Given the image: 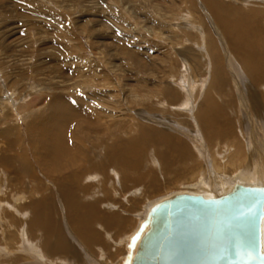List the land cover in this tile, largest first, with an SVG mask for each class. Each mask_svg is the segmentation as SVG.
<instances>
[{"label":"bare ground","instance_id":"bare-ground-1","mask_svg":"<svg viewBox=\"0 0 264 264\" xmlns=\"http://www.w3.org/2000/svg\"><path fill=\"white\" fill-rule=\"evenodd\" d=\"M201 1L222 40L216 41L205 32L203 38L200 35L205 39L202 44L207 54L203 53V59L209 67L200 65L199 76H206L198 91L187 95L168 88L161 93L162 105L155 106L163 114L172 110L171 106L186 103L183 110L191 111L188 116L198 125L197 134L184 131L183 122H172L167 129L163 120L160 126L165 127H139L137 140L124 142L119 136L110 140L105 131L124 129V122L113 121L105 127L102 120H92L91 111L81 104L75 111L71 104H65L62 111L60 106L49 109L50 115L39 117L40 125L28 130L33 140L31 149H35L42 175L52 182L50 187L38 182L33 166L25 162L27 157L0 156V174L2 168L14 174L10 180L7 172V186L0 180V199L6 201L4 205L0 202V252H4L0 264H134L154 215L164 202L179 195L217 200L238 186L264 192V0ZM221 44L232 59L231 63L227 59L228 67ZM247 112L257 124L248 126L250 122L247 124L242 116ZM104 115L100 119L106 123L109 118ZM147 120L159 124L154 116ZM173 126L181 133L172 131ZM243 129L250 132L247 142L242 139ZM2 134L7 136V130ZM194 134L202 141L198 143ZM254 144L256 150H250ZM203 147H209L210 167L203 160L207 157L200 151ZM98 148L104 153L94 155ZM13 163H18L14 173ZM141 168L143 173L129 176V172ZM30 180L37 181L36 186ZM180 182L186 186L179 193L155 204L150 200L168 185ZM133 184L140 188L132 189ZM33 191L37 192L35 199ZM131 197L139 198L129 206ZM260 237L263 256L264 203ZM122 255L124 258L119 259ZM112 259L117 260L112 263Z\"/></svg>","mask_w":264,"mask_h":264},{"label":"rangeland","instance_id":"rangeland-1","mask_svg":"<svg viewBox=\"0 0 264 264\" xmlns=\"http://www.w3.org/2000/svg\"><path fill=\"white\" fill-rule=\"evenodd\" d=\"M211 20L201 0H0V156L27 157L25 162L30 168L33 166V174L41 180L37 179L38 182L50 187L52 182L42 175L35 149H31L33 140L28 129L38 127L39 117L46 119L49 109L60 106L62 111L65 104L74 106L73 111L81 104L91 111L92 120H102L105 127L113 121L124 122V129L113 127L105 131L110 140L116 136L124 142L131 138L137 140L139 127H165L164 124L160 126L163 120L167 122V129L172 122H183L184 131L197 134L198 125L188 116L191 111L183 110L186 103L179 106L182 109L171 106L172 110L163 114L158 113L155 106L162 105L164 95L161 93L165 94L168 88H177L187 95L200 89L201 79L206 76H199L201 66L209 67L203 59L206 53L202 44L204 32L216 41L222 40ZM197 29L200 31L196 34ZM197 38L199 40L195 41ZM221 46L228 67L232 59L225 54L224 45ZM23 105L26 109H19ZM249 113H244L245 119H242L247 124L250 122L248 126L252 122L257 124ZM101 114L108 115L109 121L105 123L100 119ZM151 115L159 119V124L147 120L153 117ZM175 129L172 131L180 132L177 127ZM6 130L7 136L2 134ZM243 131L242 139L247 142L250 132ZM198 140L199 143L202 138ZM203 148L200 151L207 155L209 147ZM256 148L254 144L250 150ZM93 153L103 154V148ZM203 158L209 165L208 155ZM13 164L14 173L18 163ZM2 170L6 172L1 171L3 182H0L6 185L4 180L9 179L11 171ZM141 173L142 168L128 174L134 178ZM13 179L14 174H11L10 180ZM30 181L36 186L37 181ZM8 184L14 185L13 182ZM183 185L184 182L172 183L160 194L152 195L150 200L155 204L179 193ZM130 187L140 188L136 184ZM36 196L34 192L33 199ZM138 198L131 197L129 206ZM112 260L114 263L117 259Z\"/></svg>","mask_w":264,"mask_h":264},{"label":"water","instance_id":"water-1","mask_svg":"<svg viewBox=\"0 0 264 264\" xmlns=\"http://www.w3.org/2000/svg\"><path fill=\"white\" fill-rule=\"evenodd\" d=\"M263 203L262 190L240 186L217 200L176 196L157 209L134 264H264Z\"/></svg>","mask_w":264,"mask_h":264}]
</instances>
